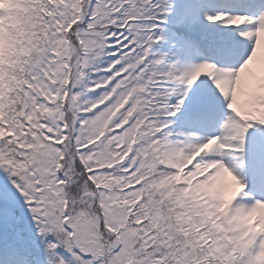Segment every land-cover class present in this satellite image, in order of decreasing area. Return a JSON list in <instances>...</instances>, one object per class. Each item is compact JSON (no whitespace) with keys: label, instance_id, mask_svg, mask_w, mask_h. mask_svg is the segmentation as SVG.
<instances>
[{"label":"snow or ice","instance_id":"snow-or-ice-1","mask_svg":"<svg viewBox=\"0 0 264 264\" xmlns=\"http://www.w3.org/2000/svg\"><path fill=\"white\" fill-rule=\"evenodd\" d=\"M47 4L53 31L62 34L67 29L74 40L84 42L85 60L95 61L85 69L102 84L92 95L114 85L122 90L142 86V114L111 135L143 121L144 128L159 127L174 138L203 144L215 140L216 148L198 160L222 161L247 185L241 199L249 205L264 200V0H47ZM109 78L111 82L103 86ZM44 131L53 141L59 139L55 131L47 127ZM92 148L81 151L90 153ZM127 149V143L117 148V162ZM135 155L133 150L122 163L92 168L83 178L103 177L119 167L135 182L139 180L132 176L138 163ZM40 168L39 164L13 168L0 160V264H125V244L114 235L107 244L101 237L96 246L79 239V229L93 225L86 211L72 223L68 211L59 216V199L52 193L70 182L72 172ZM71 190L76 191L75 184ZM242 231L217 260L197 256V264H264L256 259L262 247L259 240L244 243ZM167 239L148 231L131 264H177L172 257L165 261Z\"/></svg>","mask_w":264,"mask_h":264},{"label":"clouds","instance_id":"clouds-1","mask_svg":"<svg viewBox=\"0 0 264 264\" xmlns=\"http://www.w3.org/2000/svg\"><path fill=\"white\" fill-rule=\"evenodd\" d=\"M50 17L47 0H0V160L13 168L39 164L44 172L53 166L70 170V182L52 193L59 199V216L68 211L72 223L86 211L93 225L81 227L79 239L96 246L101 237L107 244L114 235L125 244V264L143 248L148 231L168 237L165 261L172 257L177 264H197V256L217 260L242 229L244 243L259 240L256 259L264 261V200L249 205L241 199L247 185L222 161L198 160L216 148V141L174 138L162 128H144L143 121L111 135L142 114V86L122 90L114 85L92 95L102 84L85 69L95 61L85 60L84 42L67 29L53 31ZM45 127L59 139L48 137ZM126 143L127 152L117 162V148ZM89 145L90 153L81 151ZM133 150L138 163L132 176L139 180L119 167L103 177L83 178L92 168L122 163Z\"/></svg>","mask_w":264,"mask_h":264}]
</instances>
